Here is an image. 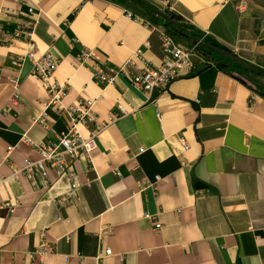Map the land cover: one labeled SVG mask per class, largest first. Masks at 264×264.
<instances>
[{
    "label": "crops",
    "instance_id": "1",
    "mask_svg": "<svg viewBox=\"0 0 264 264\" xmlns=\"http://www.w3.org/2000/svg\"><path fill=\"white\" fill-rule=\"evenodd\" d=\"M143 1L264 71V0H245L243 14L235 0ZM2 9L25 22L33 10L36 58L57 60L51 82L67 91L59 103L48 105L31 60L13 66L30 47L3 42L15 18ZM163 31L131 0H0V205L16 203L12 215L0 208V264H264V97L214 64L150 97L133 88L132 67L110 86L94 82L97 66L159 65ZM80 100L94 101L106 127L75 163L74 197L59 203L70 179L47 170L45 185L21 169L66 133V111ZM118 105L130 114L111 123ZM93 128L78 126L84 137ZM43 242L54 254L32 258Z\"/></svg>",
    "mask_w": 264,
    "mask_h": 264
},
{
    "label": "built area",
    "instance_id": "2",
    "mask_svg": "<svg viewBox=\"0 0 264 264\" xmlns=\"http://www.w3.org/2000/svg\"><path fill=\"white\" fill-rule=\"evenodd\" d=\"M17 2L25 3L28 0H16ZM162 6L168 7L169 0H156ZM237 2L236 9L240 14L245 13L247 10V3L245 0H235ZM1 15L3 17L15 18L14 22L8 23L7 29L4 30L3 42L9 45H14L16 42L26 43L29 45L30 50L24 55L18 56L13 61L14 67H20L26 59L33 62V70L31 76L40 81L45 87L48 88L50 95L48 105L57 104L66 95V90L60 89L56 83H52L54 74L58 70V62L51 55H42L36 58L37 49L34 42L36 33L37 21L34 18L33 10L30 9L27 15L28 21H23L21 17L11 9H2ZM160 38L162 41L163 60L159 65H153L146 61L140 68L136 65L131 58L126 65L119 69L109 68L107 66H97L93 71L94 82L102 87H107L115 82L118 75L126 73L128 67L135 68V73L131 77V84L136 90H140L150 97L154 92L167 89L174 81L181 77L190 76L199 70V65L205 67L209 65L201 56L198 50L193 47L184 46L175 41V39L166 31L161 32ZM92 56V52L85 49L83 57L85 59ZM136 57L141 58L142 52L138 51ZM201 69V68H200ZM12 82L18 88L17 80ZM19 99L18 91L16 90L12 97L13 102ZM199 103V101H197ZM156 105V103H153ZM94 101L80 100L75 106L67 109L66 114L70 119L69 126L66 133H64L56 142H47L38 147L40 159L38 161L26 160L21 171L29 179L34 180L39 177L45 185L49 184L47 178V170H52L56 173L59 179L67 178L71 180V188L69 192L61 197L59 203H66L72 199L77 192L79 185L77 183L75 173V163L84 155H89L97 148V139L99 138L106 125H99L92 115V107ZM117 112L111 115V123L124 117L129 112L122 106L116 107ZM46 115V114H45ZM42 122V120H41ZM94 124V128L89 131L87 137H84L78 130L79 125L89 127ZM188 147L185 146V150ZM12 148L8 149L10 152ZM1 209H6L8 214L12 215L16 209V203L5 201L0 205ZM151 218L155 223V231L160 232L162 226L154 220L149 214L145 215ZM55 246L43 242L38 249L32 253V258L39 256L44 257L48 254H54ZM105 255H111V250H107Z\"/></svg>",
    "mask_w": 264,
    "mask_h": 264
},
{
    "label": "trees",
    "instance_id": "3",
    "mask_svg": "<svg viewBox=\"0 0 264 264\" xmlns=\"http://www.w3.org/2000/svg\"><path fill=\"white\" fill-rule=\"evenodd\" d=\"M133 3L138 5L141 9L145 10L147 14L152 17L156 22H158L165 31L171 36L180 37L187 42L188 46L195 47L199 54L208 61L209 65H216L222 71L235 75L245 84H247L251 89L264 97V86L259 85L254 81L255 77L264 78V71L257 67H253L254 71H248L241 67L239 64L230 61L222 55L215 54L207 49L198 45L201 41L207 45L219 48L223 51L231 52L225 46L219 44L217 41L207 36L206 34L196 30L194 27L187 24L180 16L168 11L162 12L163 16L155 15V11L158 10L154 6L146 3L143 0H131ZM232 53V52H231Z\"/></svg>",
    "mask_w": 264,
    "mask_h": 264
},
{
    "label": "water",
    "instance_id": "4",
    "mask_svg": "<svg viewBox=\"0 0 264 264\" xmlns=\"http://www.w3.org/2000/svg\"><path fill=\"white\" fill-rule=\"evenodd\" d=\"M155 15L163 16V14H162V12L160 10H156L155 11ZM198 45L203 47L204 49H207V50L215 53V54L222 55V56L226 57L230 61L239 64L241 67H243L244 69H246L248 71H254L253 67L249 63H247L246 61H244L243 59H241L240 57H238L234 53H231V52H228V51H223V50H221L219 48H216V47L207 45L205 43H202L201 41L198 42Z\"/></svg>",
    "mask_w": 264,
    "mask_h": 264
},
{
    "label": "rangeland",
    "instance_id": "5",
    "mask_svg": "<svg viewBox=\"0 0 264 264\" xmlns=\"http://www.w3.org/2000/svg\"><path fill=\"white\" fill-rule=\"evenodd\" d=\"M148 1H150V0H148ZM155 5H157V6H159V7H165V6H162V4H160V3H158L156 0H151ZM148 17H149V19L151 18V21H152V17H150L149 15H148ZM173 37V36H172ZM175 37V36H174ZM175 39L179 42V43H181V44H183V45H185V46H187V42L186 41H184L183 39H181L180 37H175Z\"/></svg>",
    "mask_w": 264,
    "mask_h": 264
}]
</instances>
